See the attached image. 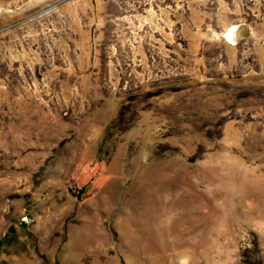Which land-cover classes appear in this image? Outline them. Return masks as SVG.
I'll list each match as a JSON object with an SVG mask.
<instances>
[{
    "label": "rangeland",
    "instance_id": "1",
    "mask_svg": "<svg viewBox=\"0 0 264 264\" xmlns=\"http://www.w3.org/2000/svg\"><path fill=\"white\" fill-rule=\"evenodd\" d=\"M0 264H264V0H0Z\"/></svg>",
    "mask_w": 264,
    "mask_h": 264
},
{
    "label": "bare ground",
    "instance_id": "2",
    "mask_svg": "<svg viewBox=\"0 0 264 264\" xmlns=\"http://www.w3.org/2000/svg\"><path fill=\"white\" fill-rule=\"evenodd\" d=\"M234 30V29H233Z\"/></svg>",
    "mask_w": 264,
    "mask_h": 264
}]
</instances>
